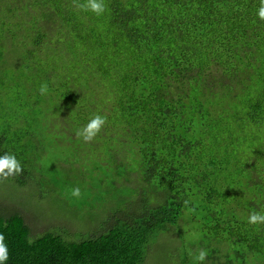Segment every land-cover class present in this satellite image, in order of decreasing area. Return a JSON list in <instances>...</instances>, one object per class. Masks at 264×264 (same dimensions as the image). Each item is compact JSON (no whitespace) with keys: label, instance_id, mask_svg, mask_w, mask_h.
Listing matches in <instances>:
<instances>
[{"label":"trees","instance_id":"trees-1","mask_svg":"<svg viewBox=\"0 0 264 264\" xmlns=\"http://www.w3.org/2000/svg\"><path fill=\"white\" fill-rule=\"evenodd\" d=\"M85 3L27 0L22 10L34 15L22 28L32 39L12 40L28 57L7 74L38 66L43 49L66 57V78L53 85L55 75L38 74L39 87L56 94L67 116L65 125L52 121L54 144L67 146L60 138L74 134L66 138L80 158L68 166L83 162L82 178L90 172L101 185L135 188L133 208L102 234L68 242L51 233L32 239L23 217L0 206L5 264H144L153 239L175 226L182 210L208 219L197 222L213 239V264L264 262V224L248 223L250 213H264L261 0H104L101 16L76 6ZM96 114L106 117L101 132L119 138L105 151L107 162L77 135ZM18 128L23 151L39 153L43 137ZM3 142L0 156L9 154ZM21 165L23 173L8 179L19 187L40 170ZM220 252L223 262L214 257Z\"/></svg>","mask_w":264,"mask_h":264},{"label":"rangeland","instance_id":"rangeland-1","mask_svg":"<svg viewBox=\"0 0 264 264\" xmlns=\"http://www.w3.org/2000/svg\"><path fill=\"white\" fill-rule=\"evenodd\" d=\"M25 3L27 0H0V49L2 51L0 137L4 140L3 148L9 154H14L21 164L23 162L30 164L26 167L27 172L32 165H36L40 170H33L28 182L22 187L11 180L0 183V206L23 217L32 239L44 233H51L61 235L62 239L68 242H78L81 239L102 234L116 223V219L127 216L130 213L127 208H133L132 203L136 192L133 190L135 188H114L110 180H107L106 185L94 182L90 172L82 178L84 172H87L80 166L84 164L83 162L72 167L68 166L71 160L80 158L68 146L71 141L67 138H75L71 132L67 133V138H60L63 139L61 144L66 142L67 146L58 147L54 144L52 121L55 124L65 125L66 123H62V120L67 116L61 112L64 105L53 91L47 89L45 95L39 93L38 74L39 69L42 68L44 73L50 76L55 75L52 77L53 85L60 77L66 78V69L70 66H66V57L61 60L42 48L43 52H37L41 55L38 66L35 65L26 71L18 69L7 74V71L20 67L28 57L23 46H17L19 42L12 40L13 36L20 37L22 42L32 39V31L22 28L23 25L30 27L28 24L31 19L30 14L34 15L31 8L27 10L28 15L22 10ZM55 27L54 25L53 28ZM26 47L30 50L34 49L29 43ZM29 126L31 132H36L43 137V146L40 147L39 153L31 150L23 151L24 146L17 139L16 128L20 127L18 129L24 132L29 129ZM45 127L49 130L44 129ZM114 133L117 132H101L94 140L88 142L93 150L102 154L106 162L109 157L106 156L105 151L108 147L111 149L118 144L119 138L114 136ZM84 157L90 159L88 163L92 167L93 158L90 155ZM119 159L127 164L131 160L129 155L120 156ZM65 168H70L71 172L64 171ZM74 188L80 189L79 197L72 195ZM140 190H137V193L142 194ZM109 192L124 197L125 207L123 202L121 203L122 198L114 199L105 195ZM149 202L152 205L154 201L151 199ZM200 218L203 223L208 222L201 213L189 214L188 211L182 210V217L178 223L173 227L169 226L166 232L153 239L147 249L144 264H213L214 259L209 260L207 257L216 247L211 245L213 239L210 232L203 230L197 222ZM201 249H206L208 253L203 262L195 259ZM214 257L219 258V262H223L222 252ZM235 264H264V262L254 261L249 257L244 263L240 259H235Z\"/></svg>","mask_w":264,"mask_h":264},{"label":"clouds","instance_id":"clouds-1","mask_svg":"<svg viewBox=\"0 0 264 264\" xmlns=\"http://www.w3.org/2000/svg\"><path fill=\"white\" fill-rule=\"evenodd\" d=\"M75 3V0H74ZM78 8L84 11H91L97 16H101L106 11V5L104 0H86L85 4H77ZM258 17L264 20V0H261V7L258 11ZM40 94L45 95L47 93V85H41ZM106 117L100 114L93 116L88 124L77 133L81 136L85 142H89L95 139V137L102 131L104 125L106 124ZM23 173V167L21 163L17 160L14 154L6 153L0 156V183L7 181L9 178H15ZM72 195L79 197L80 189L74 188L72 190ZM248 223L252 225L264 224V213L252 212L249 214ZM208 253L206 249L199 250V255L195 257L196 260L203 262L205 261ZM9 258L8 248L4 242V236L0 234V264H5Z\"/></svg>","mask_w":264,"mask_h":264}]
</instances>
